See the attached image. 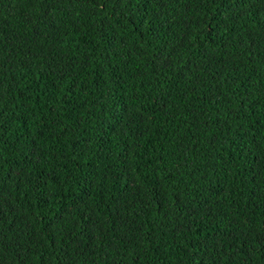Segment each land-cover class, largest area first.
Masks as SVG:
<instances>
[{
    "label": "trees",
    "instance_id": "16d2710c",
    "mask_svg": "<svg viewBox=\"0 0 264 264\" xmlns=\"http://www.w3.org/2000/svg\"><path fill=\"white\" fill-rule=\"evenodd\" d=\"M0 264H264V0H0Z\"/></svg>",
    "mask_w": 264,
    "mask_h": 264
}]
</instances>
